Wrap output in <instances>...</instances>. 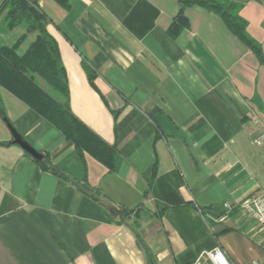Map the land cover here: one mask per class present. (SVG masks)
<instances>
[{
  "label": "crops",
  "instance_id": "1",
  "mask_svg": "<svg viewBox=\"0 0 264 264\" xmlns=\"http://www.w3.org/2000/svg\"><path fill=\"white\" fill-rule=\"evenodd\" d=\"M124 1L118 16L103 0H37L90 134L76 146L0 85V264H189L216 247L231 264L264 259L248 256L240 207L264 192V61L202 6L172 36L178 0ZM228 1L264 58V0ZM35 39L0 14V49L18 41L22 56Z\"/></svg>",
  "mask_w": 264,
  "mask_h": 264
},
{
  "label": "trees",
  "instance_id": "2",
  "mask_svg": "<svg viewBox=\"0 0 264 264\" xmlns=\"http://www.w3.org/2000/svg\"><path fill=\"white\" fill-rule=\"evenodd\" d=\"M63 6H67L66 0H55ZM118 16H122L130 6L127 1L103 0ZM179 11L169 26L172 36L177 35L187 25L183 14V8L191 5H199L207 10L217 13L225 25L246 46L250 47L264 61L260 46L246 33V23L237 13V5L228 0H178ZM5 11V23L13 28L20 25L26 33H36L29 50L22 56L15 53V49L23 36L8 48L0 49V85L20 96L32 107L36 108L44 116L53 122L64 135L73 140L76 146L82 145L90 134L86 126L68 109L65 102L67 98V85L64 80L63 68L60 66L58 46L54 37L47 31L48 18L40 9L37 0H3L0 6V14ZM89 77L91 70L85 66ZM35 75L40 76L50 86L52 92L58 93L63 98L62 104L59 99L53 97L39 85ZM0 101V110L2 109ZM39 163L46 171H51L66 179V175L51 164L48 158Z\"/></svg>",
  "mask_w": 264,
  "mask_h": 264
},
{
  "label": "built area",
  "instance_id": "3",
  "mask_svg": "<svg viewBox=\"0 0 264 264\" xmlns=\"http://www.w3.org/2000/svg\"><path fill=\"white\" fill-rule=\"evenodd\" d=\"M255 140L259 144L264 140V132L257 136ZM222 207L226 211L231 210L232 204L228 201L222 202ZM241 215H244L245 219L253 224V228L256 230L257 240L264 245V192L257 194L240 201ZM225 218L221 215L220 220ZM189 264H231L223 252L216 247L212 251H208L199 255V257ZM249 264H264V259H253Z\"/></svg>",
  "mask_w": 264,
  "mask_h": 264
},
{
  "label": "water",
  "instance_id": "4",
  "mask_svg": "<svg viewBox=\"0 0 264 264\" xmlns=\"http://www.w3.org/2000/svg\"><path fill=\"white\" fill-rule=\"evenodd\" d=\"M11 134L13 135L15 142L19 143V146H22L29 154L33 156L34 159H42V154L34 150L31 146H29V144L20 136V134L15 133L13 129Z\"/></svg>",
  "mask_w": 264,
  "mask_h": 264
},
{
  "label": "rangeland",
  "instance_id": "5",
  "mask_svg": "<svg viewBox=\"0 0 264 264\" xmlns=\"http://www.w3.org/2000/svg\"><path fill=\"white\" fill-rule=\"evenodd\" d=\"M4 15H5V11L1 14V16L4 17ZM53 93H55V92L53 91ZM56 94L59 96V98H58L59 102L62 104L61 101H63V98L61 97L60 94H58V93H56ZM253 240L250 241V244H251L250 246L252 247V249L249 248V250H248L249 251L248 252V256H250V257L253 256L254 255L253 252L258 251V249H262V250L264 249V245L262 243H258V241H256V240L253 241Z\"/></svg>",
  "mask_w": 264,
  "mask_h": 264
}]
</instances>
